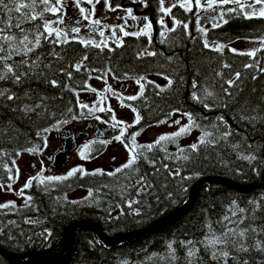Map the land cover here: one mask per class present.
I'll list each match as a JSON object with an SVG mask.
<instances>
[{
  "label": "trees",
  "instance_id": "trees-1",
  "mask_svg": "<svg viewBox=\"0 0 264 264\" xmlns=\"http://www.w3.org/2000/svg\"><path fill=\"white\" fill-rule=\"evenodd\" d=\"M17 2L28 3L29 0ZM230 7H235L236 12H227ZM214 9L200 10L199 25L206 32H193L191 40L184 37L182 28L174 31L167 41L166 54L153 59L136 60L132 52L135 48L133 42L109 54L90 46L82 48L73 41L54 45L51 41L55 38L49 37L29 53L32 59L40 57L39 71L42 75H30L19 84H14L11 77L0 80V91L9 90L16 97L12 101L0 97V151L6 153L0 155L2 186L11 181L13 162L20 154L29 152L26 149L42 151L51 132L61 131L74 122L89 118V111L77 105L78 93L86 89L90 80L104 77L109 69L119 80H124V77L139 79L146 73L144 70L157 69L173 81L172 88L166 90L161 98L130 102L138 110L140 120L139 126L128 129L126 142L133 132H142L141 129L160 124L173 110L182 115L191 114L195 121L192 129L200 133L199 137L203 130H207L213 136L205 139L214 138V143H200L198 140L195 152L189 146L180 145L171 150L169 142H161L165 151H161L160 145L151 151L145 149L147 158L141 156L133 170L124 169L115 177L106 173H76L60 183L38 184L33 181L22 191L24 197H31L23 206L0 208V248L17 256V264H26L28 258H23L24 255L38 259L60 258L66 251L65 232L75 223L92 222L108 239L142 229L181 207L188 200L193 185L201 178H222L239 186L264 184V72L259 71L264 68V47L252 57L228 48L237 40L264 38V18L245 19L239 7L232 4L223 8L214 5ZM22 11L31 15L27 8ZM222 11L227 23L220 20ZM19 15L12 13L13 25ZM44 17L51 20L46 13ZM0 19H7L2 9ZM213 23L219 26L214 28ZM37 26L42 33L43 21L39 18L22 24L25 29ZM188 31H192L190 23ZM12 34L18 36L19 32L13 27ZM177 34L183 37H174ZM205 40L209 44L222 45L221 51L205 48ZM85 55L87 60L82 61ZM21 59V56H13L8 63L18 64ZM81 61L77 71L74 65ZM224 64L229 67H222ZM244 64L253 66L245 69ZM20 70L17 68V73ZM68 72L72 73L71 79ZM217 72L221 76H217ZM236 72L240 73L238 80L234 77ZM254 75L257 77L255 80L252 79ZM228 79L234 80V87L229 90L231 95L225 96L224 89L228 88L225 81ZM50 80H56L57 85L53 87L47 82ZM205 89L214 93L207 98V110L203 103L192 99L195 91L203 100ZM41 97H44L43 102ZM37 103L46 107L34 112L20 110L25 105L31 107ZM69 108L71 112H68ZM57 120L66 122L52 127ZM46 127L50 131H41ZM225 131L230 135L223 138ZM37 132H40L39 136ZM18 151L20 154L17 156ZM185 155L188 160L182 158ZM249 156L254 159L246 158ZM164 165L168 166L167 169ZM177 169L180 175H169L170 171L175 173ZM126 176L131 179H125ZM139 176H144L151 187H146L137 197L136 179ZM75 189H85L88 193L92 189L93 194L72 203L67 195ZM130 199H138L139 203L129 208ZM136 209H139V215L134 214ZM225 215L233 221L244 217L239 228L248 229L242 241L247 251L232 247L230 242L227 248L229 257L226 261L220 259L219 264H244L245 261L247 264H264V189L241 193L217 183L203 184L195 195L193 206L184 215L135 240L106 246L92 230L75 229L70 234L71 256L65 264H188V249L180 244V241L188 240L195 242L194 264H217L210 259V250H206L201 241L210 232L221 235L226 224L230 228L235 226L223 219ZM26 220L30 222L26 223ZM253 228L256 231H251ZM236 239L241 240L239 235ZM169 242H172L174 257L169 253ZM0 264L13 263L0 254Z\"/></svg>",
  "mask_w": 264,
  "mask_h": 264
},
{
  "label": "snow or ice",
  "instance_id": "snow-or-ice-1",
  "mask_svg": "<svg viewBox=\"0 0 264 264\" xmlns=\"http://www.w3.org/2000/svg\"><path fill=\"white\" fill-rule=\"evenodd\" d=\"M87 3L89 4H94V0H86ZM96 2H98V0H96ZM143 2V0H142ZM104 4L106 6V8L109 6V0H104ZM228 4H232V5H236L239 7V12L243 13V16L245 19H250V18H254V17H259V18H264V0H251L250 3L247 4V6L245 5V3L242 2V0H206V8L205 11H207L208 9H213V11H215L214 9V5L215 6H219L221 8H223L224 5H228ZM42 5V9L40 8V6ZM164 0H160V7H159V11L161 13H164V15H169L170 13V8L164 7ZM255 5H260L259 10L257 12L256 8L254 7ZM59 6H61V0H55V6H53L52 3H50V0H39V2L37 3V0H29L28 3H20L17 2V0H8V2L6 3L5 0H0V9L3 10V14L5 17H7V19H0V24H3V27H0V80H4V79H8L9 77L12 78V81L14 84H19L22 82L23 79L28 78L30 75H37L40 74L42 75L43 73L39 71L40 68V57L36 56L35 59H32L29 56V53L34 52L35 49H37L40 44H41V40H47V36H43L40 32H39V26H37L36 28H32V29H25L22 27V24L25 22H29V21H36L37 18H39L40 20L43 21V31L45 33L48 34V36H52L53 33L55 34V40L51 41V43H53L54 45L57 44H68L70 39L71 40H76L78 41L81 45H91L92 47L95 48H99L101 50H103L104 48H108V39L109 37L105 36V32L103 31V27L100 23L99 20L96 19H92V15H94V7L92 9L91 12H86L84 7L80 6V0H75V6L77 8H79V13L80 16L82 17L83 20H87L88 21V28L90 32H94L97 28V26L100 27V31H99V36L102 38L99 42H97L94 39L91 38H80L78 35L79 31H80V26H76V27H72L70 29L71 33L73 34L72 36H69L68 32L57 27V28H53L51 27V25L54 23L52 20H47L44 17V13H51L53 15H55L58 11H59ZM144 6L147 7V4L144 3ZM180 7L185 11L188 12L191 10V0H182V2L180 3ZM201 0H195V8H196V12H197V31L199 32H206V29H203L200 27L199 25V21H200V10H201ZM247 9H251V11H247ZM27 8L30 12L31 15L29 16L28 13L23 12L22 9ZM236 8L235 7H230L227 9V12L232 13V12H236ZM20 13V15L16 18V23L13 25L11 23L12 21V13ZM127 14L129 17H131L132 19H138L137 17L132 15V9H127L126 10ZM66 15V13H65ZM214 19V18H213ZM143 20L147 21L148 18L144 17ZM220 20L223 23H227V20L224 19V13L223 11L220 14ZM57 22L62 23L63 22V16L58 17L57 18ZM79 21H77V24L79 25ZM157 23H159L162 27V30L160 32V36L164 37L166 32L169 31H175L176 26L178 24L181 23V21L177 20L176 18L173 17L172 19V28L171 29H167L164 26V22L163 20H158ZM82 26V25H81ZM212 26L218 27L219 24L218 23H213ZM15 28L18 30L19 35H15L12 34V28ZM117 26H113V28H115ZM183 27L185 29L186 34L187 33V29H188V24H183ZM150 24L149 23H144L143 28L140 29L139 31H133V32H127L124 30V27H120L119 31L121 33V36H134V37H139L141 35L143 36H148L149 37V43H151V39H150ZM31 37V38H30ZM111 38L113 39V42L116 43L117 47H120L122 45V38L117 37V33L115 31H112L111 33ZM162 43L164 42L163 40L161 41ZM260 44L262 46H264V38H261L260 40ZM204 47L205 48H212V50L214 51H221L222 49V45L219 44H215L213 42L212 45L209 44V42L207 40L204 41ZM109 51H112L111 48L108 49ZM259 49H252L251 51H248L246 53V55H248L249 57L254 56L255 52L258 51ZM229 51L235 52V49H229ZM241 54H245V53H241ZM52 55H55V53H52ZM144 55L147 56H154L156 55L155 52L153 51H148L147 49H145L144 51L138 53V57L140 58ZM13 56H21L22 59L18 62V64L16 62H13L12 64L8 63V61L12 60ZM170 59V58H169ZM83 60H87V55H85L82 58ZM81 62H78L76 65H74L75 69L77 71L80 70L81 67ZM253 65L252 64H244V68L245 69H249L251 68ZM45 68L49 67V65H44ZM222 67H229V65L224 64L222 65ZM17 68H20L21 70L17 73ZM23 69H27L26 71ZM110 70V69H109ZM61 72L64 71V69H60ZM91 71H95V69H92ZM260 72H264V68L259 69ZM69 79H71L72 73L68 72L67 73ZM217 76H221L220 72L216 73ZM234 77L236 80H238L240 78V73L236 72L234 74ZM115 79V76L113 77ZM257 77L254 75L252 77L253 80H255ZM144 77L141 76L139 77V79L137 80V83L140 82V80H143ZM164 79H166L168 81V85L170 86L173 81L171 79H169L167 76H164ZM48 83H51L53 87H55L57 85V81L56 80H50L47 81ZM148 83H154L149 81ZM225 83L228 85V88L224 89V95L225 96H230L231 92L229 91L232 87H234V80L233 79H228L225 81ZM87 86V85H86ZM68 85H65V88H67ZM141 87V92L138 93L137 95L142 94L143 92V85L140 86ZM156 87H160L159 85H156ZM196 87V83L195 81H193V88ZM92 91H95L94 89H92ZM161 91H163V89H161ZM214 95V93L209 92L205 89V96L203 98V100H201L198 96L197 93L194 91L192 93V99L194 101L197 102H201L203 103V106L205 107V109L207 110L209 108L207 101V98L212 97ZM0 97H6V99L8 101H12L14 100L15 94H10L9 90H4V91H0ZM137 97L136 96H128L126 99L127 100H135ZM44 97H41V102H43ZM77 105L80 108H85L87 107L86 105H84L83 103H81L79 100H77ZM42 106L46 107V105H42V103H37L31 107H29L28 105H25L23 108H21V111L24 112H34L37 109L41 108ZM100 111H104L103 108L99 109ZM72 109L69 108L68 112H71ZM95 111V108H89V112H93ZM108 111H111V109L109 108ZM133 111L135 112L136 110L133 109ZM176 111V110H173ZM37 115H39V113L37 112ZM185 116L188 117V124L183 125L178 127V130L176 132L173 133H169V134H162L158 137L157 141L154 142V144H147V145H136L134 144V137L135 135H137V133H133L132 134V139L129 140V144L134 145L132 148H129L128 145H125L126 149L128 150V159L127 161L122 164L120 167L116 168L114 171L112 172H108L106 173L107 176L109 177H115L117 173H121L124 169H128V170H133L134 169V165L136 163V161L141 157V156H145V152L144 150L146 149L147 151H151L156 145H160V149L161 151H165L164 145L161 142H175V140L177 138H179L181 135L185 134L190 127L195 124L194 119L192 118L190 113H184ZM76 117L73 116V119H75ZM98 119V117H97ZM112 120H113V124L112 127H117L119 126V135L114 136V140L116 141H120L121 143H123V140H121V137L124 135L125 133V128L127 127V125H124L123 121L117 120L115 118V115L113 114L112 116ZM140 120V116L137 115L135 117L134 123L138 122ZM66 121H61V120H57L56 124L53 125L52 127H56L62 123H65ZM161 123H163V121H161ZM175 123L177 125L180 124L179 121H175ZM215 127V126H213ZM41 131L43 132H48L50 131V128L46 127L43 128ZM40 135V132H37V136ZM230 135L229 132L225 131L222 133V137L226 138ZM213 134L207 130H203L202 131V135L201 137L198 138L200 143H214V138L210 139V140H206V137H212ZM91 143H93L92 141H89L87 144L83 145L79 151V155L81 157V159L85 158V151L84 149L87 148ZM102 144L107 143V141H101ZM191 148V150L193 152L197 151V143H193L189 146ZM26 151L32 152L34 151V149H26ZM178 151L183 152V149H178ZM20 153L19 151L16 153V155L18 156ZM0 155H6V153H4L3 151H0ZM145 158H147L145 156ZM167 158V157H166ZM184 160H188L189 157L188 156H183L182 157ZM248 159H254V157H246ZM15 162H13L14 165ZM154 166L155 162L152 161L151 162ZM7 167V166H5ZM164 167L167 169V165H164ZM41 171H43V169H41ZM77 171L80 172L81 175H84L85 172L82 168L77 169V168H73L71 170H69L67 172L66 175L63 176H41L40 174H37V176L35 177H30L28 182H26L23 185V188L27 189L29 188L30 184L33 182V180H35L38 184H42L44 181H48V182H52V181H61V180H66L68 177H72L74 173H76ZM135 171L138 172V169H135ZM158 171V170H157ZM96 173H100V174H105L103 173L102 170L97 169L94 170V172L92 174H96ZM169 175H180V171L179 169L176 170L175 173H172L171 171L169 172ZM12 177L9 176V180H11ZM119 180V178H117ZM125 179L130 180L131 177L130 176H126ZM184 179H187V177H184ZM136 185H137V191H136V195L137 197H139L141 195V193L143 191H145L146 187L150 188L151 185L148 184L147 180L145 179L144 176H139L136 179ZM107 185H105L106 187ZM11 187V185H9V188ZM92 189H89V196H92ZM27 200H30L31 197H27ZM72 203H76L75 201H73ZM139 200L138 199H130L128 201V207L131 208L132 205L134 204H138ZM233 204H235V202H232ZM15 207L13 202H8L7 204H0V208H7V207ZM239 211L241 213L244 212L243 209H239ZM135 215H139V209L135 210ZM233 216H235V212L232 213ZM223 219L225 221H228L229 224H234V227H228L227 224L225 225V230L221 235H216L215 233L210 232L209 234H206L205 238L203 241H201V243L204 244L205 249L206 250H210V259L217 261V264H219L220 259H224L225 261L227 260V258L229 257V251L227 250L229 243L231 242L232 247L237 248L238 250L241 251H247V249L244 247L242 241H243V237L246 231H248V229H240L239 228V222H242L244 217L241 216L239 217L238 221H233L229 216L225 215L223 217ZM26 223L30 222L28 220L25 221ZM206 227L210 228V225H206ZM251 231H256V229H251ZM237 235L240 236L241 240L237 241L236 237ZM12 237L10 236L9 239H11ZM180 244L183 247H186L188 249L187 251V257L189 258L188 260V264H194L193 261V257L195 256V242L188 240V241H180ZM216 245H221L220 248H217ZM168 249H169V253L173 254L174 257V253L172 250V242H169L168 244ZM244 264H247V261L244 262Z\"/></svg>",
  "mask_w": 264,
  "mask_h": 264
},
{
  "label": "flooded vegetation",
  "instance_id": "flooded-vegetation-1",
  "mask_svg": "<svg viewBox=\"0 0 264 264\" xmlns=\"http://www.w3.org/2000/svg\"><path fill=\"white\" fill-rule=\"evenodd\" d=\"M182 2V0H164V7L170 8V13L169 15H164V13H161L159 11V7H160V0H109V6L106 8L105 4H104V0H98V2H96V0H94V4H89L86 2V0H80V6L84 7L86 12H91L93 7H94V15H92V19H96L99 20L101 25L104 26L103 27V31L105 32V36L109 37L108 39V48H104L102 51H106L109 54H112L115 50H120L124 47H128L130 44H135V48H134V54L136 56V60L138 61H144L145 59H153L156 56H161L166 54V46H167V41L170 39V37L172 36V34H174V31H169L166 32L164 37L160 36V32L164 29H162L161 25L159 23H157L158 20H163L164 22V26L167 29H171L172 28V19L173 17L176 18L177 20L181 21L180 24H178L176 26V30L181 29L184 32V37L188 38V39H193V32L194 34L197 33V12H196V8H195V0H191V10L188 12H185L181 7H180V3ZM205 2V4L203 3ZM50 3L53 4V6H55V0H50ZM144 3L147 4V7L144 6ZM201 10L206 8V0H201ZM127 9H132V15L137 17L138 19H132L131 17L128 16L126 10ZM63 10H65V17L67 19V22L70 26V29L72 27H76V26H80V31L78 35L80 38H91L96 40L97 42H99L102 38L99 36V31L101 30L99 26H97L96 30L94 32H90L89 28H88V21L87 20H83L82 17L80 16L79 13V8H77L75 6V0H68L67 3H65L64 5L59 6V11L53 15L51 13H46L48 16H50V19L56 23L57 22V18L62 16V12ZM144 17H147L148 20L145 21L143 20ZM77 21H79V25L77 24ZM144 23H149L150 24V39H151V43H149V37L148 36H139V37H134V36H121V33L119 31L120 27H124V30L127 32H133V31H139L140 29L143 28ZM188 24V28H189V23L192 25V31H188L187 29V33L185 32V29L183 27V24ZM82 25V26H81ZM113 26H117L115 28H113ZM112 31H115L117 33V37L122 38V45L120 47L116 46V43L113 42V39L111 38V33ZM182 32V31H181ZM172 33V34H171ZM43 36H47L49 39V37H54L55 38V34L53 33L52 36H48L47 33H45L44 31L41 33ZM69 36H72L73 34L71 33V31L68 33ZM180 34L175 35L174 37L178 36V37H183V36H179ZM164 41L163 43L161 41ZM47 40L42 39L41 40V44L43 42H45ZM75 43H77L78 45L83 47L86 46H90L91 45H81L78 41L76 40H71ZM140 44V45H139ZM212 45V44H210ZM94 49L100 50L99 48H95L92 47ZM111 48L112 51H109L108 49ZM211 48V47H210ZM145 49H147L148 51H153L156 53V55L154 56H147L144 55L140 58L138 57V53L144 51ZM212 49V48H211ZM144 72H146L145 74H141L144 79L140 80L139 83H137L138 79H134V78H130V77H124V80H119L117 78H113L112 81V85L114 87H117L119 92V95H122L123 93L126 94L127 92L129 93V86L131 85L130 83L133 82L135 84H137L138 86V92L135 94H132L130 96H136L137 98L135 100H127V97H124L125 99L123 100L122 98V102L125 103L130 109H135L134 106L130 105V102L133 101H138L141 99H148L153 101L154 98H161V96H164V94H166V90L171 89V85H168V81L166 79H164V74H162L161 70H157V69H150L148 72L146 70H144ZM107 75H111L112 77H114L112 75V73L108 70V73H106V75H104V77H100L98 79H103L105 78ZM169 78V77H168ZM170 79V78H169ZM149 81L154 82V83H148ZM141 85H143V92L140 95H137L138 93L141 92ZM156 85H159L160 87H156ZM89 85L86 87V89L78 94L81 93H85L89 90ZM161 89H163V91H161ZM103 93L106 94V92H102L100 93V95L95 96L91 93H89V97H88V101L86 102L85 99H79L78 100L83 103L84 105L86 103H93L95 102L99 97H103ZM121 97V96H119ZM104 99V98H103ZM104 101V100H103ZM106 104V101L103 102V105ZM98 104L96 106H91V108L95 107V111L93 112H89L90 116L89 118L83 119L81 121H77V122H81L84 123V128L82 130H74V129H65L64 131H66L68 133L67 138L72 137L76 143V148L78 147L80 142H89L92 141L93 143L95 142L97 145L99 141H104L108 135L110 134V132L112 131L111 129H109L108 127H103V130H101L99 128V123L96 120L97 117L98 119L100 118L99 122H103V118H104V113L99 112V108H97ZM86 111H89V107H85L83 108ZM135 114L136 116L139 115L138 114V110L135 109ZM173 113H178L177 111H174ZM173 113H170L169 115H172ZM76 123V122H74ZM70 126V125H69ZM68 126V127H69ZM73 126V124H71V127ZM139 126V121L136 122L135 124L125 128V133L122 136V139L124 141L125 145H128L129 148H132L133 145L129 144V140L132 139V135L129 137V140L126 142L125 141V137L127 136V132L128 129L130 127H136ZM154 126V125H153ZM152 127V126H150ZM150 127H147L145 129H148ZM145 129H141L145 130ZM136 132V131H135ZM133 132V133H135ZM137 133V132H136ZM141 132H138V134H140ZM57 134V135H56ZM98 134H102V136L98 137ZM136 136V135H135ZM55 146H53V151L52 153L47 156L45 158V164H46V171L48 173H51L53 171L59 170L63 167H57L56 164V156L58 155V153L61 152V150L63 149L64 146V136L61 133H55ZM95 145V144H94ZM96 148L95 150H93V153L96 154H101L104 151V147L102 146H98V147H94ZM74 150V151H75ZM73 151V153H74ZM72 153V154H73ZM70 154L68 157L67 162L70 160V156L72 155ZM93 154V155H94ZM66 162V164H67ZM32 168L34 170H36L37 172V168L35 166H32Z\"/></svg>",
  "mask_w": 264,
  "mask_h": 264
},
{
  "label": "rangeland",
  "instance_id": "rangeland-1",
  "mask_svg": "<svg viewBox=\"0 0 264 264\" xmlns=\"http://www.w3.org/2000/svg\"><path fill=\"white\" fill-rule=\"evenodd\" d=\"M251 2V0H242L243 3L247 6V2ZM68 0H61V5H64L67 3ZM205 4V2H203ZM258 12L260 5L254 6ZM247 11H251V9H247ZM63 16V22L59 23H53L51 27L53 28H61L68 33L70 32V26L67 22V19L65 17V10L62 12ZM258 17V16H257ZM264 46L260 44V40L257 39H248V40H237L229 44L228 48L235 49L236 53H247L248 51H251L252 49H260ZM257 52V51H256ZM255 52V53H256ZM113 77L111 75H107L103 79H92L89 81V90L85 93L78 94L79 99H85L86 102L88 101L89 93L98 96L102 92L103 97H99L95 102L93 103H86L85 105L89 108L91 106H97V108H103L104 111H100L104 113V118L102 119L103 122H99V119H96L99 123V128L103 130V127H108L112 131L108 135V137L104 140L107 141V143L102 144L101 141L98 142L99 145H97L95 142L91 143L87 148L84 149L85 151V158L81 159L79 155V151L81 147L88 142H80L74 153L70 156V160L67 162V164L56 171H53L51 173H48L46 171V164H45V158L49 156L53 151V146H55V133L58 132H51L45 142L44 149L41 152H27L22 153L19 155V157L16 159L14 163V174L12 175V179L7 185H0V204H7L8 202H13L15 206L20 207L23 206L26 198L22 195L23 185L28 182L30 177H35L37 174H40L41 176H63L66 175L67 172L73 168L80 169L82 168L85 172L84 175L93 173L94 170L100 169L104 173L112 172L116 168L120 167L122 164H124L128 159V150L125 147L124 141L121 143L120 141L114 140V136L119 135V126L112 127L113 120L112 116L115 115V118L117 120L123 121L124 125H127V127L135 124L134 120L136 117L135 112L130 109L125 103L122 101L125 99L124 97H128L132 94H135L138 92V86L137 84L131 82L129 93L119 95V90L117 87H114L112 85ZM94 89L95 91H92ZM121 96V97H119ZM104 98V99H103ZM123 98V100H122ZM106 101V104L103 105V102ZM95 108V107H94ZM111 109V111H108V109ZM175 121H179L180 124L177 125ZM188 118L185 115L173 113L169 117H167L163 123L154 125L148 129L143 130L140 134L136 135L134 137V144L136 145H147V144H154L155 141H157L158 137L162 134H169L176 132L178 130V127L188 124ZM84 123L76 122L73 123V126L71 125L66 127L65 129H74V130H82L84 128ZM126 127V128H127ZM57 135V134H56ZM200 133L197 130L192 129V126L190 129L183 135H181L179 138L175 140V142H169V149L176 150V146H190L193 143H196L198 141ZM121 140L122 137H121ZM95 144V145H94ZM102 146L104 147V151L101 154H94L93 150L96 148L94 147ZM134 146V145H133ZM180 147V148H181ZM94 154V155H93ZM32 166H35L37 168L34 170ZM43 169V171H41ZM76 173H80L77 171ZM74 173L73 176L76 174ZM72 176V177H73ZM71 177H68L69 179ZM35 181V180H33ZM61 181H52V183H60ZM48 182V181H44ZM9 185L11 187L9 188ZM88 191L85 189H75L71 193L67 195L68 200L76 201L81 200L88 196Z\"/></svg>",
  "mask_w": 264,
  "mask_h": 264
},
{
  "label": "water",
  "instance_id": "water-1",
  "mask_svg": "<svg viewBox=\"0 0 264 264\" xmlns=\"http://www.w3.org/2000/svg\"><path fill=\"white\" fill-rule=\"evenodd\" d=\"M61 134L64 136L65 141H64L63 149L55 157L56 158V164L55 165L57 167H62L66 164L69 155L73 153V151L75 150V147H76V143H75L74 139L72 137L67 138L68 133L66 131H63ZM97 136L100 137V136H102V134H98ZM207 183L222 184V185H224V186H226L232 190H235V191L241 192V193L249 192L253 189H264V184H259V183L253 184L250 186H239L233 182H230V181L222 179V178H215V177L201 178V179L197 180L196 183L193 185V187L190 191V195H189L188 200L181 207H179L178 209L174 210L173 212L163 216L159 220L153 222L152 224H150V225H148L142 229L133 231V232L128 233V234H118V235L114 236L112 239H108L101 234V232L93 225L92 222H79V223H75V224L71 225L66 230L65 235H64V240H65V244H66V251L60 258L38 259V258H35L31 255H24L22 257L28 258L26 264H65L66 262H68V260L70 259V256H71L72 244H71L70 234L75 229H90V230H92L94 232V234L106 246H113V245H116V244L121 243V242H127V241L135 240L137 238L146 236L150 233L155 232L160 227L173 222L178 217L184 215L187 211H189L194 204L195 195H196L198 189L203 184H207ZM0 254L3 255L8 260H10L13 264H17L15 262V259L18 258L17 256L8 254V253L4 252L1 248H0Z\"/></svg>",
  "mask_w": 264,
  "mask_h": 264
},
{
  "label": "bare ground",
  "instance_id": "bare-ground-1",
  "mask_svg": "<svg viewBox=\"0 0 264 264\" xmlns=\"http://www.w3.org/2000/svg\"><path fill=\"white\" fill-rule=\"evenodd\" d=\"M23 191V190H22ZM24 196V195H23ZM26 196V195H25ZM26 198V197H25Z\"/></svg>",
  "mask_w": 264,
  "mask_h": 264
}]
</instances>
